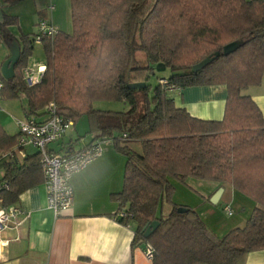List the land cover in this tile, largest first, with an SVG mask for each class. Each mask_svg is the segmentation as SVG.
Instances as JSON below:
<instances>
[{"label":"trees","instance_id":"obj_1","mask_svg":"<svg viewBox=\"0 0 264 264\" xmlns=\"http://www.w3.org/2000/svg\"><path fill=\"white\" fill-rule=\"evenodd\" d=\"M70 3L72 32L58 29L40 40L44 70L32 85L24 76L35 37L13 35L12 18L0 21V39H15L21 49L13 77L0 73L1 97L25 96L24 114L34 117L45 116L52 101L63 118L74 124L84 116L89 132L112 140L126 162L122 188L110 197L122 214L117 219L134 225L131 245L152 247L151 264H237L244 254L264 249V115L246 92L264 76V0ZM230 43L237 46L224 54ZM216 51L207 65L192 70ZM158 63L171 74L151 86L147 80ZM217 84L226 87L218 120L192 116L175 105L169 91ZM96 100L122 101L129 108L97 109ZM18 134L9 135L0 125L2 207L44 181L37 150L22 160L15 157L13 148H22ZM188 177L227 185L251 199L254 206L243 225L218 237L195 207L175 203L172 180L184 183ZM163 201L170 210L157 213ZM151 223L154 228L144 237Z\"/></svg>","mask_w":264,"mask_h":264},{"label":"crops","instance_id":"obj_2","mask_svg":"<svg viewBox=\"0 0 264 264\" xmlns=\"http://www.w3.org/2000/svg\"><path fill=\"white\" fill-rule=\"evenodd\" d=\"M49 4L46 13L41 15L39 12L38 17L44 15L43 18L50 19L57 26L59 24L51 19L54 7L50 10ZM43 65L41 63L36 68ZM169 91L175 105L184 107L192 116L218 120L223 115L226 97L223 84L171 88ZM246 92L264 115V76L260 84L249 87ZM3 104L17 113V105L10 99ZM4 114L1 108L0 125L9 135L17 134L19 119H15L12 129V123ZM23 115L24 119V111ZM44 117L36 118L41 120ZM7 125L11 128L10 132L5 129ZM86 127L89 136L82 140L78 148L98 141L101 154L71 177L72 205L55 216L47 206L44 181L23 191L15 203L20 209L15 225L0 231V239L6 240L5 244L0 243V264H151V259L145 256L144 244L131 245L134 225L117 219L118 203L110 197L111 193L122 188L126 157L114 149L112 140L98 139L89 132L88 121ZM80 131L77 128L68 131L59 140L50 143L49 149L62 153L68 148H76L74 142L84 135ZM29 146L14 147L15 157L22 160L25 155L35 153L36 149ZM184 182L200 189L198 197L190 195L191 201L183 199L175 203L195 207L207 228L218 237L232 227L243 225L254 206L251 199L227 185L221 186L223 191L219 200L212 204L209 197L220 187L217 183L205 184L193 177L186 178ZM225 208L231 213H227ZM220 209L231 217L234 211L240 213L226 222L225 213ZM237 264H264V249L244 254Z\"/></svg>","mask_w":264,"mask_h":264},{"label":"built area","instance_id":"obj_3","mask_svg":"<svg viewBox=\"0 0 264 264\" xmlns=\"http://www.w3.org/2000/svg\"><path fill=\"white\" fill-rule=\"evenodd\" d=\"M49 9L53 5L49 4ZM57 27L47 18H39L37 22V33L35 40L51 38L57 33ZM44 70L43 66H38L35 70H29L24 76L25 83L32 85L40 80ZM165 81V79H160ZM3 86L0 78V88ZM1 109V107H0ZM46 115L38 120L34 116H26L17 120L18 137L17 144L24 147L31 145L39 152L40 163L44 175V185L46 190L47 206L53 211L55 216H59L67 211L73 202V187L71 177L96 159L101 154V147L98 141H94L80 148H68L64 152H54L48 145L63 137L73 125L71 119H65L56 113L55 105L51 101L45 107ZM227 213L231 210L225 208ZM20 209L17 205L0 207V231L7 229L16 223V217ZM118 215H122L119 213ZM1 244L6 240L0 239ZM152 247H144L147 259L152 257Z\"/></svg>","mask_w":264,"mask_h":264},{"label":"rangeland","instance_id":"obj_4","mask_svg":"<svg viewBox=\"0 0 264 264\" xmlns=\"http://www.w3.org/2000/svg\"><path fill=\"white\" fill-rule=\"evenodd\" d=\"M4 0H0V21L3 20V18L9 17L14 19V22L9 26V30L15 35L20 36L22 34H28V36L33 39L35 37V34L37 33V22H38V14H44L47 11V5L51 1V5L54 6V10L51 13V19L53 18L55 22H57L59 27H61L60 30L71 33L73 29L72 25V18H71V3L70 0H23L16 4H5L3 2ZM41 10V11H40ZM43 12V13H42ZM44 16V15H43ZM42 16V18H43ZM56 26V25H55ZM56 26V27H57ZM58 28V27H57ZM9 54V49L5 42H3L0 39V67L2 62L5 60V58ZM139 56L142 55V53L138 52ZM45 61V54L42 47V43L40 41L34 40L32 42V49L31 53L27 58V68H30V70H34L37 65L44 63ZM171 74L170 70L168 68H164L162 70H155L153 74H150L147 83L151 86L156 85L157 83L163 81H160L161 79H166ZM150 95V92L148 93ZM8 99H4L0 95V107L4 110V115L9 119V121L12 123L11 127L12 129L15 127V119H23V110H22V104L27 103L26 97L21 95L18 98L10 99L12 103L17 105L16 111L17 113H14L13 111L8 110L4 106V102ZM93 106L97 109L102 110H112V111H125L129 108V105L126 102L122 101H111V100H96L93 102ZM19 111V112H18ZM87 120L85 117L80 118L78 121L69 128L68 131H73L75 128L80 131V134H84L82 137H79L77 141L74 142V146L78 148L82 144V140L86 139L87 136H89V133H86V127ZM5 129L10 132L11 128L7 125L5 126ZM33 147V146H29ZM35 148V147H33ZM198 181H202L203 183H215L211 180L206 179H198ZM173 192H172V200L174 202H179V200H187L191 201L190 195L195 197H198V191L200 190L196 185H188L187 183H183L180 181H173ZM216 191V190H215ZM214 191V192H215ZM213 192V193H214ZM170 208V204L163 201L159 209L157 210V213H163L166 214L168 209ZM222 210V209H220ZM223 213H225L222 210ZM234 216H227L226 213L224 215L225 221H231V219H234L237 215H239V211H234ZM241 226V225H240Z\"/></svg>","mask_w":264,"mask_h":264},{"label":"water","instance_id":"obj_5","mask_svg":"<svg viewBox=\"0 0 264 264\" xmlns=\"http://www.w3.org/2000/svg\"><path fill=\"white\" fill-rule=\"evenodd\" d=\"M6 45L9 49V55L5 58V60L2 62L1 64V67H0V73H1V76L4 78V79H8V78H11L13 77L14 75V65L16 64V62L18 61L19 59V56H20V45L19 43L15 40V39H12L10 41H7L6 42ZM235 46H237V43H230L228 45H225L223 47V53L224 54H227L230 50H232ZM219 55V52L216 51L214 52L213 56H206L205 58H203L202 60H200L199 62L195 63L192 65V70L193 71H197L201 68H203L205 65H207L214 57L218 56ZM165 66L162 64V63H158L156 66H155V69L156 70H162L164 69ZM131 87H140L142 86L141 83H133L130 85ZM223 191V187H218L216 189V191L209 197V201L212 203V204H215L217 203V201L219 200V197L221 195ZM182 209H179V211H181ZM154 228V224L151 223L144 231L143 233V236L146 237L148 236L151 231L153 230Z\"/></svg>","mask_w":264,"mask_h":264}]
</instances>
